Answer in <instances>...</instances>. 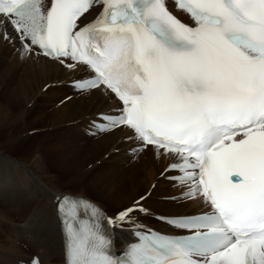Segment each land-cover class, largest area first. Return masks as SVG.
<instances>
[{
    "label": "snow or ice",
    "instance_id": "snow-or-ice-1",
    "mask_svg": "<svg viewBox=\"0 0 264 264\" xmlns=\"http://www.w3.org/2000/svg\"><path fill=\"white\" fill-rule=\"evenodd\" d=\"M173 3L192 25L168 0H0V38L11 25L26 53L87 66L94 75L74 86L103 87L123 105L98 129L128 127L141 144L134 151L176 157L172 179L212 209L168 220L188 236L137 230L117 255L104 225L129 220L136 206L113 220L83 198L56 196L65 264H264V0Z\"/></svg>",
    "mask_w": 264,
    "mask_h": 264
},
{
    "label": "bare ground",
    "instance_id": "bare-ground-1",
    "mask_svg": "<svg viewBox=\"0 0 264 264\" xmlns=\"http://www.w3.org/2000/svg\"><path fill=\"white\" fill-rule=\"evenodd\" d=\"M7 31L11 38H0L1 264H25L30 253L41 254V264H64L54 200L61 193L73 195V189L86 182L101 189L104 198L118 208L129 203L127 208L137 207L129 220L116 221L118 227L150 222L148 214L190 215L208 210L202 196L184 195L188 185L165 179L175 173L166 169L177 162L176 157L158 154L152 147L134 151L140 142L128 127L107 132L95 127L98 113L116 111L120 105L103 87L82 92L69 85L91 75L85 65L69 68L73 62L68 59L62 64L34 50L26 53L11 25ZM39 134L52 141L49 147L36 146L31 154L20 151ZM51 150L71 162L81 177L60 181L48 166ZM126 179L129 191L124 188ZM78 195L85 196L82 190ZM96 202L105 208L102 201ZM121 211L109 213L115 220ZM127 239L130 233L121 232L120 240Z\"/></svg>",
    "mask_w": 264,
    "mask_h": 264
},
{
    "label": "rangeland",
    "instance_id": "rangeland-1",
    "mask_svg": "<svg viewBox=\"0 0 264 264\" xmlns=\"http://www.w3.org/2000/svg\"><path fill=\"white\" fill-rule=\"evenodd\" d=\"M27 110H24V114H26ZM34 131V130H33ZM36 131V130H35ZM27 137H31L27 135ZM58 135L54 134L52 135L53 138H57ZM52 141L48 139V136L45 137L43 134H39L37 137L31 138L28 140L24 146L20 149L21 152H24V154H31V152L36 148V146H40L42 149L43 147H46L50 145ZM73 144L77 143L76 140L72 141ZM35 147V148H34ZM49 147V146H48ZM53 151V152H52ZM30 152V153H29ZM135 159V158H133ZM48 166L53 174H56L57 177L59 178L60 181L65 180L67 177H73L77 175L78 177H81L82 172L78 171L77 169L75 170L74 166L71 164V162L67 161L63 155H59L58 153L54 152V150H51L50 155L47 158ZM124 185L126 191H129L131 189V184L128 179L124 180ZM66 189V188H65ZM83 191L85 196L82 197H87L90 198L94 201L100 200L105 204L106 210L109 212L112 211V213H117L119 210H124L127 208L131 203L126 204L122 207H117L115 206L114 201H110L109 199L104 198L103 196V191L99 188H95L94 186H90L87 182L81 187L76 190L73 189L74 193L73 195H78L80 191ZM66 193H61L59 195H63ZM142 197V196H141ZM138 199V198H137ZM161 213L160 211H157ZM149 215V214H148ZM148 219L150 220L149 216H147ZM31 253L29 255V260H31Z\"/></svg>",
    "mask_w": 264,
    "mask_h": 264
}]
</instances>
